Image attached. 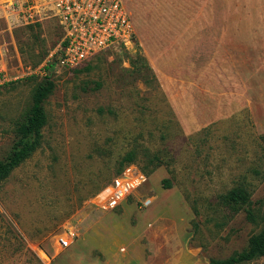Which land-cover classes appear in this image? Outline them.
Listing matches in <instances>:
<instances>
[{
	"label": "rangeland",
	"instance_id": "374dc122",
	"mask_svg": "<svg viewBox=\"0 0 264 264\" xmlns=\"http://www.w3.org/2000/svg\"><path fill=\"white\" fill-rule=\"evenodd\" d=\"M125 1L132 45L76 69L55 63V18L25 21L18 2L0 5V160L37 83H55L40 147L0 181V264L99 263L83 253L101 264H208L264 227V0ZM127 166L145 180L116 208L97 206ZM236 187L245 201L230 198ZM175 193L190 214L143 204Z\"/></svg>",
	"mask_w": 264,
	"mask_h": 264
},
{
	"label": "built area",
	"instance_id": "2783aa9c",
	"mask_svg": "<svg viewBox=\"0 0 264 264\" xmlns=\"http://www.w3.org/2000/svg\"><path fill=\"white\" fill-rule=\"evenodd\" d=\"M14 2L19 3L25 21L48 15L57 20L62 34L55 63L63 68L73 69L107 50L128 48L135 38V25L125 0H0V5L10 7ZM144 180L137 169L127 166L100 190L94 202L112 210ZM148 203V199L143 201L144 205ZM70 243V239H57L60 248ZM39 250L46 256L43 249Z\"/></svg>",
	"mask_w": 264,
	"mask_h": 264
},
{
	"label": "trees",
	"instance_id": "16d2710c",
	"mask_svg": "<svg viewBox=\"0 0 264 264\" xmlns=\"http://www.w3.org/2000/svg\"><path fill=\"white\" fill-rule=\"evenodd\" d=\"M54 87V81L48 76H43L35 86L28 112L17 129L18 138L9 154L0 160V181L7 178L15 167L19 166L40 147L43 139L42 128L47 122L44 102L53 92ZM134 158L133 152H128L122 158L121 165L133 161ZM158 166L160 164L153 163L151 166L143 167L142 171L146 176H149ZM118 173H121V170ZM161 185L163 188H170L172 186L171 178H162ZM247 196L248 193L243 187L234 188L230 194V198L234 201H245ZM248 218L254 221L251 210H248ZM258 257H264V227L249 237L247 246L244 249L222 259L210 257L208 264H242Z\"/></svg>",
	"mask_w": 264,
	"mask_h": 264
},
{
	"label": "crops",
	"instance_id": "0c3cea01",
	"mask_svg": "<svg viewBox=\"0 0 264 264\" xmlns=\"http://www.w3.org/2000/svg\"><path fill=\"white\" fill-rule=\"evenodd\" d=\"M163 193L167 194L168 192H163ZM147 199L149 200V203L147 204V206L150 207L152 205V209H150L151 210L150 212H152V213H150V214H156V216H161V217L170 216V213H168L166 210L168 208L173 207V206H178L180 209L183 208V210H185L187 213L190 214V210H189L184 198L179 193H175L174 196L172 197V199L164 198V199L160 200L159 197L157 196V194L154 195L153 199H151L150 197ZM170 201L172 203H170ZM153 220H156V219H153ZM81 242L83 243V241H81ZM96 244H94V245L98 246L100 251H102V253H107V251H110L109 250L110 249L109 243L108 244L96 243ZM61 249H63V248H61ZM46 256H47V254H46ZM83 256L85 259H91L93 262L97 261V262H99L98 264H101L100 260L92 257L91 255L88 256L87 253H83ZM80 262H81V264H83V262L81 260H80ZM108 264H113V263L108 262Z\"/></svg>",
	"mask_w": 264,
	"mask_h": 264
}]
</instances>
